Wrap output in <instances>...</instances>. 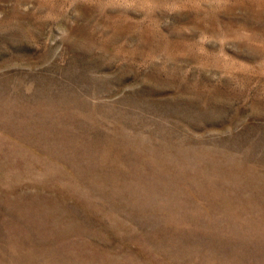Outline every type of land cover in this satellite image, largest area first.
Masks as SVG:
<instances>
[{
  "label": "rangeland",
  "instance_id": "374dc122",
  "mask_svg": "<svg viewBox=\"0 0 264 264\" xmlns=\"http://www.w3.org/2000/svg\"><path fill=\"white\" fill-rule=\"evenodd\" d=\"M0 264H264V0H0Z\"/></svg>",
  "mask_w": 264,
  "mask_h": 264
}]
</instances>
